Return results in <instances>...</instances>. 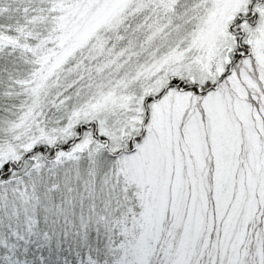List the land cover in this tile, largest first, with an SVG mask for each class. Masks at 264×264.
<instances>
[{"label": "snow or ice", "instance_id": "6c2138e0", "mask_svg": "<svg viewBox=\"0 0 264 264\" xmlns=\"http://www.w3.org/2000/svg\"><path fill=\"white\" fill-rule=\"evenodd\" d=\"M0 264H264V0H0Z\"/></svg>", "mask_w": 264, "mask_h": 264}]
</instances>
